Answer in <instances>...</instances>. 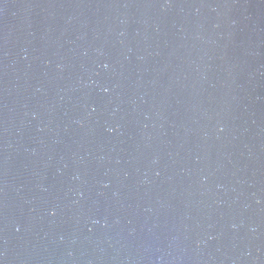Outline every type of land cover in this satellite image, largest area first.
Listing matches in <instances>:
<instances>
[{"label": "water", "instance_id": "95a60500", "mask_svg": "<svg viewBox=\"0 0 264 264\" xmlns=\"http://www.w3.org/2000/svg\"><path fill=\"white\" fill-rule=\"evenodd\" d=\"M0 264H264V0H0Z\"/></svg>", "mask_w": 264, "mask_h": 264}]
</instances>
